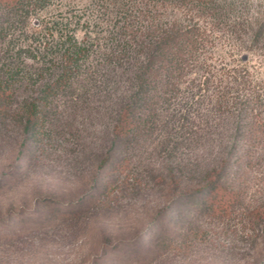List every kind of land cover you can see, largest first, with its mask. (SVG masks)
<instances>
[{"label":"rangeland","instance_id":"rangeland-1","mask_svg":"<svg viewBox=\"0 0 264 264\" xmlns=\"http://www.w3.org/2000/svg\"><path fill=\"white\" fill-rule=\"evenodd\" d=\"M236 2L234 15L239 14L245 25L264 13V0ZM121 24L108 3L44 0L22 32L19 23L9 29L10 46L28 44L22 55L31 51L39 62L57 59L68 39L88 51L81 60L79 81L57 99L60 108L69 107L65 151L36 162L33 144H25L17 160L30 158L27 172L14 178L6 175L0 187V264H242L254 236L264 229V220L258 226L246 214L256 207L264 210V131L260 140L247 141L249 119L238 113V101L246 92L229 84L226 75L228 69L244 65L249 78L258 83L264 109V54L256 47L244 48L245 29L234 31L220 24L199 50L178 92L164 104V119H158L148 135L109 150L117 102L131 87L125 68L120 67L126 64ZM31 89H20L16 104L31 95ZM220 91L236 101L218 109L214 98ZM7 135L0 142V172L13 163L21 139L16 129ZM236 139L243 140L237 142L232 158ZM108 151L113 157L101 177L104 183L113 182L107 193L77 216L50 219V207L42 205L41 197L54 196L53 205L69 197L74 200L81 191L78 187L87 183L72 180L80 173L92 175ZM240 154L241 161L225 166ZM123 155L124 165L120 164ZM217 170L220 183L237 195L229 216H197L199 231L186 237L175 221L162 246L140 240L153 229L164 228L158 218L171 197L168 180L183 188L197 187ZM156 220L158 224H153ZM263 237H257L259 247L264 245ZM141 246L145 254L138 257L133 252Z\"/></svg>","mask_w":264,"mask_h":264},{"label":"trees","instance_id":"trees-1","mask_svg":"<svg viewBox=\"0 0 264 264\" xmlns=\"http://www.w3.org/2000/svg\"><path fill=\"white\" fill-rule=\"evenodd\" d=\"M97 1L108 3L120 16V28L124 30L125 38L121 44L124 52L121 55L126 54V64H120V67L125 68L131 83L129 93L117 102L115 120L110 129L109 150L117 145L123 146L138 136L148 135L157 126L158 119H164V104L169 103L178 92L187 70L197 60L199 50L220 24L234 31L239 27L245 29L248 45L244 48L256 47L264 54V13L253 17L245 25L246 21L239 14L234 15L236 0ZM43 3L44 0H0V43L3 42L0 47V142L6 140L7 132L11 129L21 134L15 154L11 152L13 163L0 172V187L4 185L6 175L14 178L27 172L30 158L17 160L25 144H33V159L36 162L48 154L61 155L65 151L62 150L63 146L67 144L65 127L71 126L66 117L69 107L60 108L57 99L72 91L74 83L79 81L81 73L78 70L87 48L68 39L67 46L63 47L57 59L39 62L31 51L28 55H22L21 52L28 50V44L19 43L11 47V39L7 37L9 29L17 23L22 32L29 15L41 8ZM226 75L230 77L227 81L229 84L246 92L243 99L238 101V113H244L249 119L245 125L250 134L247 141L260 140L259 134L264 131V109L260 105L263 98L258 92V83L249 78V71L244 65L228 69ZM28 87L32 88L33 93L16 104L17 92ZM226 91H220V95L214 98L218 109L227 106L231 99L236 101V97H228ZM230 115L234 117L231 112ZM184 117L185 114L181 113L180 119ZM241 140H233L230 157L235 155L237 142ZM112 157L113 154L108 151L99 160L92 175L86 177L80 173L72 180L74 183L80 180L87 183L85 187H78L81 191L74 200L69 197L66 202L53 205L56 201L54 196L41 197L42 205L50 207L49 218L77 216L99 195L107 193L113 182L108 179L104 183L101 177ZM242 158L243 154H240L227 161L225 166ZM120 160V164H126L124 155ZM220 177L217 170L201 186L184 188L173 179L168 180L166 187L171 197L158 218L159 222L164 223V228L160 231L153 229L149 236H141L140 240L154 247L162 246L170 236L175 221H179L182 235L186 237L189 233L195 236L199 231L197 216H229L237 195L220 183ZM246 214L255 225L259 226L264 220L262 208H253ZM158 221L153 224H158ZM258 232L245 251L242 264H264V245L259 247L257 241L260 234L264 235V229ZM133 254L142 256L145 249L141 246Z\"/></svg>","mask_w":264,"mask_h":264}]
</instances>
